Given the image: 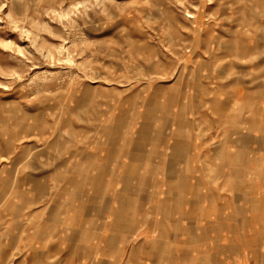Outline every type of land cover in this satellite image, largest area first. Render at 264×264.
I'll return each instance as SVG.
<instances>
[{
	"label": "rangeland",
	"instance_id": "obj_1",
	"mask_svg": "<svg viewBox=\"0 0 264 264\" xmlns=\"http://www.w3.org/2000/svg\"><path fill=\"white\" fill-rule=\"evenodd\" d=\"M244 39L264 41V0H0V264H145L144 252H130L134 240H121L114 256H69L28 252L33 242L20 245L15 233L4 252V213L30 197L23 190L33 183L22 176L32 167L46 175L57 159L64 174L68 160L83 153L113 155L121 175L115 184L142 186L146 154L160 153V123L171 126L178 97L212 67L200 62L232 51L242 57L236 46ZM257 52L264 48L248 56ZM130 152L137 173L126 180ZM75 175L82 177L80 169ZM57 179L55 189L37 194L45 216L51 204L73 203L75 183L67 174ZM67 212L53 216L57 229ZM36 223L22 230L48 232Z\"/></svg>",
	"mask_w": 264,
	"mask_h": 264
},
{
	"label": "crops",
	"instance_id": "obj_2",
	"mask_svg": "<svg viewBox=\"0 0 264 264\" xmlns=\"http://www.w3.org/2000/svg\"><path fill=\"white\" fill-rule=\"evenodd\" d=\"M236 47L242 57L232 51L223 60L200 62L212 67L178 97L171 126L160 123V153L146 154L142 186L116 185L121 175L114 156L99 153L70 158L64 174L57 172L64 167L57 159L46 175L35 167L26 172L22 177L33 184L23 191L30 197L16 213H4V252H9L8 235L17 233L20 245L33 242L28 252L114 256L121 240H134L130 252H144L145 264H264V53L248 56L249 49L264 48V41L244 39ZM133 153L126 180L136 177ZM66 174L75 183L73 203L51 204L45 216L37 194L55 189L57 177ZM9 204L4 198L1 205ZM63 208L72 212L64 214L62 230L55 217ZM37 216L48 228L40 236L25 231ZM78 239L82 243L74 244ZM89 240L96 245L85 246Z\"/></svg>",
	"mask_w": 264,
	"mask_h": 264
}]
</instances>
